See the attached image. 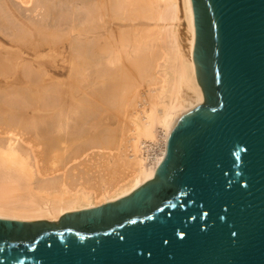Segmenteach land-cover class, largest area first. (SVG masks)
<instances>
[{
  "label": "bare ground",
  "instance_id": "6f19581e",
  "mask_svg": "<svg viewBox=\"0 0 264 264\" xmlns=\"http://www.w3.org/2000/svg\"><path fill=\"white\" fill-rule=\"evenodd\" d=\"M29 1L0 0V217L57 219L153 178L177 119L203 101L193 11L191 0ZM145 141L159 146L151 161ZM116 167L127 175L114 182Z\"/></svg>",
  "mask_w": 264,
  "mask_h": 264
},
{
  "label": "water",
  "instance_id": "95a60500",
  "mask_svg": "<svg viewBox=\"0 0 264 264\" xmlns=\"http://www.w3.org/2000/svg\"><path fill=\"white\" fill-rule=\"evenodd\" d=\"M191 5L203 101L153 178L56 222L0 217V264H264V0Z\"/></svg>",
  "mask_w": 264,
  "mask_h": 264
},
{
  "label": "rangeland",
  "instance_id": "374dc122",
  "mask_svg": "<svg viewBox=\"0 0 264 264\" xmlns=\"http://www.w3.org/2000/svg\"><path fill=\"white\" fill-rule=\"evenodd\" d=\"M18 1H19V2H18V3H19L18 5L21 4L20 7H22V5H24V6H23L24 9L27 8V7H25V5H26V6H30L29 4L31 3V1H29V0H28V1L25 0V1L28 2V3L26 2V4H25V1H22V0H18ZM16 2H17V1H16ZM22 2H23V3H22ZM29 2H30V3H29ZM176 30L178 31V32H177V35L179 34V35H178V36H179V37H178L179 41L181 42V44L184 43V41H185V39H184V37H185V33H184V21H183L182 17H180V20H179V22L177 23ZM182 36H183V37H182ZM1 40H2V41H1ZM1 42H4L5 44H7V41L2 37V35L0 36V43H1ZM19 46H20V45H19ZM20 47H22L23 50H26V51L29 50V49H27L25 46H20ZM10 54H12V52H11ZM12 56H13V55H12ZM29 58H30V57H26V59H29ZM44 59H47V58L44 57L43 60H44ZM43 60H42V61H43ZM47 60H48V59H47ZM44 61H46V60H44ZM44 61H43V62H44ZM49 62H50L51 65H52V62H51V61H48L47 63L45 62L44 64L47 65V66H51ZM48 63H49V64H48ZM48 70H49V68H48ZM0 71H1V70H0ZM0 73H1V72H0ZM9 74H11V73H9ZM0 75H1V74H0ZM5 76H6V75H5ZM2 77H3V75L0 76V84H1V85H0V88H6V87H7V84H6L5 78H2ZM7 78H8V79H6V80H7L8 82H11L10 76H7ZM140 80H141V81L139 82V83H140V86L137 87V90L141 92L142 90L144 91V89H146L147 85L145 84V86H144V84H143V81H144V80H142V79H140ZM145 83H147V82L145 81ZM141 84H143V87H144V88L141 87ZM147 84H148V83H147ZM20 85H23V84H20ZM4 86H5V87H4ZM139 88H140V90H139ZM111 110H112V111H111ZM111 110H109L108 113L111 114L112 116H116V115H117L116 113H118V110L116 111L114 108H112ZM114 111H116V112H114ZM111 112H112V113H111ZM113 112H114V113H113ZM124 121H125V120H124ZM125 122H126V121H125ZM125 122H124V123H125ZM115 123H116V120L114 119V120L111 121L110 126L114 127V126L116 125ZM127 123H128V119H127ZM127 123H126V125L129 124V123H128V124H127ZM127 127H128V126H127ZM157 129H159V127H157ZM125 132H126V130H125ZM158 133H159V130H158ZM121 134H122V132H121V133L118 132V135H119V136H122ZM127 136H128V132H127V134H125V135L123 134V137L126 138ZM123 137H121L122 140L125 139V138H123ZM122 140H121V141H122ZM141 146H142V145H141ZM111 152H112V151H111ZM126 153H127V151H126ZM97 156H98V155H96V159L98 158ZM94 157H95V156H94ZM96 159L93 158L92 161H94V160H95V161H98V160H99V159H97V160H96ZM111 168H113V167H111ZM111 168H109V169H111ZM115 169L117 170L116 172H118V173L114 172L113 169H111L112 172H113V174H109V173H108V175H110V176L112 175L113 177L107 176L108 178L110 177L109 179H112V181H113V178H114V179H115L114 182H116L117 177H114V174H116L115 176H117V175L119 176V175H120V176L118 177L120 180L123 179V178H125L124 176H126L127 173L124 174V176H123V174H122V178H121V174H120L121 172L119 173L120 169L118 170V167L114 168V170H115ZM107 171H108V170H107ZM125 171H128V170H125ZM125 171H122V172H125ZM110 172H111V171H110ZM108 178H107V180H109ZM110 181H111V180H109V182H110ZM112 183H113V182H112ZM38 219H39V218H38ZM43 219H47V220H50V221H54V222H56L58 218H57V219H50V218H46V217H44Z\"/></svg>",
  "mask_w": 264,
  "mask_h": 264
},
{
  "label": "built area",
  "instance_id": "2783aa9c",
  "mask_svg": "<svg viewBox=\"0 0 264 264\" xmlns=\"http://www.w3.org/2000/svg\"><path fill=\"white\" fill-rule=\"evenodd\" d=\"M159 150L158 143L151 142V141H145L141 146L142 154L144 155L145 161L152 160V157L155 152Z\"/></svg>",
  "mask_w": 264,
  "mask_h": 264
},
{
  "label": "snow or ice",
  "instance_id": "6c2138e0",
  "mask_svg": "<svg viewBox=\"0 0 264 264\" xmlns=\"http://www.w3.org/2000/svg\"><path fill=\"white\" fill-rule=\"evenodd\" d=\"M231 236L238 239L239 238V233L237 231H233L231 233Z\"/></svg>",
  "mask_w": 264,
  "mask_h": 264
}]
</instances>
